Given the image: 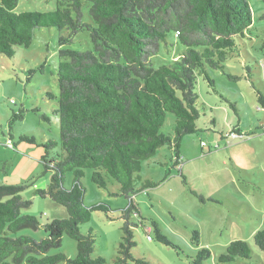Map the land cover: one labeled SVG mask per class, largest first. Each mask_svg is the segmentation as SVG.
I'll return each instance as SVG.
<instances>
[{"label":"trees","instance_id":"16d2710c","mask_svg":"<svg viewBox=\"0 0 264 264\" xmlns=\"http://www.w3.org/2000/svg\"><path fill=\"white\" fill-rule=\"evenodd\" d=\"M83 1L90 3L91 21L83 19ZM17 2L0 0V54L13 57L16 48L28 47L35 31L43 27L69 30L66 36H59L60 45L72 42L73 36L85 29L92 49L58 51L60 59L55 65L58 95L47 93L55 102L54 116L43 118L58 127L60 143L53 138L41 143L33 136L19 138L42 149L43 173H51L46 188H37L35 194L64 206L67 217L45 223V237L39 240L18 234L21 229L37 230L40 226L35 216L21 213L32 203L22 196L31 181L0 184V264H105L104 257H92V230L83 234L79 229L95 210L104 212L109 220L115 219L105 203L84 205L85 187L81 179L87 170L91 171V180L97 187L108 189L109 180H113L119 190L111 191L110 195L128 199V205L118 214L123 221L122 239L115 263L149 264L143 256L133 253L136 246L133 217L138 214L133 196L157 185L139 174L141 162L153 157L160 146L168 145L175 153V166L181 165V140L198 131L196 78L204 76L214 87L208 68L222 69L237 51L236 39L247 36L252 28L248 1L56 0V8L50 11L16 12ZM261 18L264 19V11ZM170 33L185 48L171 64L155 68L151 57ZM39 69L43 71L42 66ZM34 72V69L29 71L28 79ZM258 101L264 108V97L259 92ZM166 113L175 116L173 134L161 131ZM22 117L23 111L19 109L13 112L10 123ZM211 122L216 123L215 119ZM239 122L230 134L242 137ZM9 140H12L10 135ZM68 171L73 173L70 188L63 185ZM153 227L156 240L176 248L155 222ZM63 234L76 242L74 258L64 253L39 257L59 247ZM147 238L152 239L149 234ZM193 239L198 243L197 231H193ZM253 239L264 252V228L258 229ZM209 257L210 251L200 248L193 264H203ZM238 257L249 258L250 248L243 240L234 239L218 259L224 263Z\"/></svg>","mask_w":264,"mask_h":264},{"label":"rangeland","instance_id":"374dc122","mask_svg":"<svg viewBox=\"0 0 264 264\" xmlns=\"http://www.w3.org/2000/svg\"><path fill=\"white\" fill-rule=\"evenodd\" d=\"M247 1L252 12V28L247 36L236 39L237 51L222 69L208 68L214 87L204 76L196 78L198 131L183 136L179 148L181 165L175 166V153L168 145L160 146L153 157L141 162L139 174L157 185L133 196L138 205V214L133 217L136 224L133 253L143 256L149 264H193L200 248L210 251V257L203 264H264V252L253 239L254 233L264 228V108L258 101V92L264 97V19L261 18L264 0ZM89 5L87 1L82 2L85 21H91ZM55 8L56 0H18L14 11ZM68 32L66 28L43 27L35 31L28 47H17L13 57L0 54V184L31 181L22 196L32 203L21 213L35 216L40 226L37 230L21 229L18 234H28L36 240L45 237V223L65 219L67 212L51 198L35 194L37 188H46L51 173H43L42 149L19 138L33 136L37 143L53 138L60 143L58 127L43 118L54 116L55 102L47 93L58 95L55 68L60 59L58 51L60 48L92 49L89 32L85 29L73 36L72 42L60 45L59 36H66ZM184 48L174 33L168 34L167 41L161 42L159 51L151 57L152 66L171 64ZM31 69L35 72L28 79ZM19 109L23 111L22 119L10 123L13 112ZM212 119L216 123H212ZM238 120L241 134L248 136L230 134ZM174 121L175 116L166 113L161 131L173 134ZM254 132L256 134L252 135ZM9 135L12 140L8 141ZM72 180L73 173L66 172L64 187L70 188ZM81 182L85 187L84 205L105 203L115 219H107L102 211H92L89 221L80 225V232L86 234L92 230V257L102 256L105 264H116L123 222L118 214L128 205V199L110 195L111 191L119 190L113 180H109L108 189L97 187L91 180L90 170L85 172ZM153 222L176 248L156 240ZM193 231L198 232V243L193 239ZM234 239L247 243L250 257L220 263V254ZM57 253L74 258L76 242L63 234L59 247L39 257Z\"/></svg>","mask_w":264,"mask_h":264},{"label":"built area","instance_id":"2783aa9c","mask_svg":"<svg viewBox=\"0 0 264 264\" xmlns=\"http://www.w3.org/2000/svg\"><path fill=\"white\" fill-rule=\"evenodd\" d=\"M202 144H204V143H202Z\"/></svg>","mask_w":264,"mask_h":264}]
</instances>
